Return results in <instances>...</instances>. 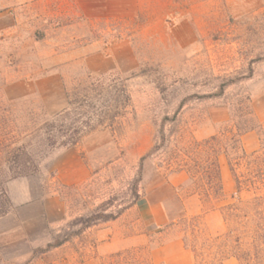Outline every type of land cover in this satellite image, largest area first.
<instances>
[{
    "label": "rangeland",
    "instance_id": "1",
    "mask_svg": "<svg viewBox=\"0 0 264 264\" xmlns=\"http://www.w3.org/2000/svg\"><path fill=\"white\" fill-rule=\"evenodd\" d=\"M125 1L136 7L129 17L115 16L110 0H102L101 8L92 0H0V97L7 103L25 102L50 119L67 108V91L91 75L83 62L88 52L109 54L127 44L138 62L128 73L92 75L112 76L105 82L128 91V115L119 132L98 130L78 146L94 172L87 185H52L65 203L66 222L37 247L21 238H0V264H154L152 249L175 236L183 238L193 216L203 211L199 198L191 195L188 175L168 168L176 147L194 149L195 141H210L208 154L218 155L226 196L203 227L210 237L224 234L227 226L219 209L238 198L230 167L235 156L223 154V136L234 128V117L243 123L247 99L260 129L243 139L248 157L231 165L243 183L263 187L264 152L253 153L264 142V0ZM140 72L144 76L133 77ZM54 75L61 78L58 86ZM44 98L50 99V108ZM175 114L176 122L165 128L166 146L142 164L160 143L164 117ZM29 151L36 167L29 177L38 176L54 153L44 154L38 141ZM139 180L140 199L161 204L168 226L144 227L138 213L127 212L117 222H100L79 233L101 210L116 214L133 208ZM12 181L0 167V213L12 210ZM254 197V190L240 195L244 202ZM141 236V242L135 240Z\"/></svg>",
    "mask_w": 264,
    "mask_h": 264
},
{
    "label": "trees",
    "instance_id": "2",
    "mask_svg": "<svg viewBox=\"0 0 264 264\" xmlns=\"http://www.w3.org/2000/svg\"><path fill=\"white\" fill-rule=\"evenodd\" d=\"M140 76H144V73L133 75ZM110 77L112 76L94 78L89 75L78 81L73 91L66 93L67 108L50 119H46L41 108H26L25 102L7 103L0 97V167L5 166L10 180L35 174L36 167L32 165L34 156L29 151L35 141H38L44 154L51 155L60 150L78 147L88 135L98 130L106 129L113 133L121 130L127 119L130 97L127 95L128 91H117L113 84L106 83ZM183 107L184 102L179 109ZM176 118V114L173 117H164L160 127V143L141 159L142 164L147 158L164 149L168 140L165 128L169 123L176 122ZM236 118L234 117L232 131L224 133L223 154L234 152L235 159L232 161L239 164L248 157L243 139L259 130L260 125L249 99L242 109L243 123L235 122ZM209 145L210 141H195L194 149H180L178 146L168 160L171 173L188 175L193 187L191 195L198 197L203 205V211L191 219L188 229L190 235L185 234L184 244L194 253L195 264H224L229 259H236L240 264H264V195H258L264 189V181H259L263 187H257L258 183H243L233 169L231 160L230 167L234 173L238 202L219 209L227 231L213 238L204 230L203 224H206L209 212H216V204L226 198L218 155L208 154ZM259 152H264V142L253 155ZM140 182L137 181L133 190L135 202L141 198L138 188ZM251 190L255 191V197L242 201L240 195L243 191L250 193ZM131 206L133 205L129 208ZM126 210L128 207L116 214H106L105 210H101L86 221L79 233L100 222H114ZM4 215L6 213H0V216ZM191 237L196 244H190ZM199 240H203V243L198 244ZM65 242L49 245L47 251L59 248Z\"/></svg>",
    "mask_w": 264,
    "mask_h": 264
},
{
    "label": "crops",
    "instance_id": "3",
    "mask_svg": "<svg viewBox=\"0 0 264 264\" xmlns=\"http://www.w3.org/2000/svg\"><path fill=\"white\" fill-rule=\"evenodd\" d=\"M102 0H92L91 4L99 8ZM113 5L114 15L117 17L131 16L136 11L125 0H110ZM95 16H100L97 11ZM84 64L91 75H104L115 70L120 73L134 71L138 62L131 47L127 44L108 53L88 52ZM56 86L60 85L61 78L52 76ZM62 82V81H61ZM46 107L50 108V99H45ZM94 172L91 164L84 158L79 147L55 152L44 165L42 174L13 180L8 184V196L12 210L0 218V238L14 240L21 238L32 247L42 245L51 233L61 227L67 220V210L58 190H53L52 185L60 188L73 189L87 185L93 178ZM129 212L138 213L142 226L160 229L170 224V220L159 203H151L140 199L137 204L126 211L118 220ZM135 240L141 242L142 238ZM114 242L115 237L111 238ZM129 243L130 238L127 236ZM151 258L154 264H195L194 253L187 249L183 238L175 236L164 244L152 249ZM231 261V259H229ZM227 260V261H229ZM236 264H240L236 259ZM226 264V263H224Z\"/></svg>",
    "mask_w": 264,
    "mask_h": 264
}]
</instances>
